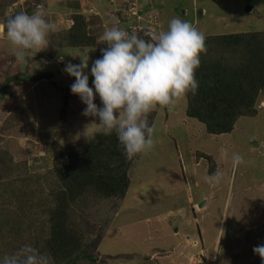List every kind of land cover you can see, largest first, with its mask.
<instances>
[{
  "label": "rangeland",
  "instance_id": "obj_1",
  "mask_svg": "<svg viewBox=\"0 0 264 264\" xmlns=\"http://www.w3.org/2000/svg\"><path fill=\"white\" fill-rule=\"evenodd\" d=\"M35 1L30 0L29 6ZM39 1L45 18L55 25L47 48L27 51L25 62L20 63L0 32V88L7 82L9 89L0 101V148L8 150L15 162L25 159L29 174L42 173L55 160L65 163L68 149L62 141L76 144L100 131L91 127L85 130L93 118L81 115L85 105L78 96L71 94L63 110L64 88L74 83V78L63 71L65 65L79 64L89 56L90 72L102 48H69L62 42L74 12L70 4L83 3L78 12L88 7L93 13L100 11L101 22L110 24L117 19L106 20L110 16L107 13L121 8L118 5L125 0ZM18 5L28 7L26 0ZM16 6H9L6 13ZM246 6L252 7L249 13ZM200 10L205 14L199 16ZM156 11L161 30L167 29L171 18L179 17L204 36L264 32V0H160ZM86 19L91 33L100 31L97 18ZM14 76L19 81L12 80ZM92 81L89 75L90 87ZM94 102L100 106L98 97ZM263 103L264 94L259 97L258 116L239 119L230 134L220 136L206 134L202 124L186 117L185 97L171 109L154 108L150 112L155 113L154 147L136 155L125 198L117 203L103 202L85 216L83 229L87 225L91 228L88 238L94 240L102 234L95 251L98 261L264 264L252 251L264 243ZM196 151L212 156L216 170L224 173L219 185L205 182V175L212 173L206 160L196 162ZM232 153H240L246 163L234 168Z\"/></svg>",
  "mask_w": 264,
  "mask_h": 264
},
{
  "label": "trees",
  "instance_id": "obj_2",
  "mask_svg": "<svg viewBox=\"0 0 264 264\" xmlns=\"http://www.w3.org/2000/svg\"><path fill=\"white\" fill-rule=\"evenodd\" d=\"M19 1L2 5L0 0V24L19 11L31 15L40 2L36 0L31 7L30 0H26L28 7L23 9ZM125 1L121 8L113 10L111 19L119 18L120 27L136 34L130 26L142 23L123 16L133 2ZM151 1L147 11L152 8L159 32L156 9L160 0ZM14 4L17 6L13 12L6 13ZM81 4H70L74 10L70 16L72 25L63 31L62 42L69 48L94 49L100 43L102 31L91 33L86 15L78 12ZM139 4L144 6L145 0H139ZM201 11L199 16L205 14ZM139 37L148 39L144 35ZM204 37L207 51L200 54V65L195 71L199 87L194 94L188 92L184 96L185 115L202 124L210 136L230 134L239 119L259 114V97L264 94V32ZM12 80L19 78L14 76ZM70 86L64 88L63 110L71 95ZM154 114H148L151 126ZM61 143L68 149L67 161L55 160L51 168L34 174L28 173L25 159L15 162L8 150L0 148V262L22 245L31 244L48 254L54 264H103L95 255L102 234L94 240L88 238L91 228L87 225L83 229L87 223L85 216L103 202L117 203L125 198L136 156L131 160L125 158L114 132L104 135L99 131L76 144ZM202 159L208 164V172L214 173L213 157L196 151V162Z\"/></svg>",
  "mask_w": 264,
  "mask_h": 264
},
{
  "label": "clouds",
  "instance_id": "obj_3",
  "mask_svg": "<svg viewBox=\"0 0 264 264\" xmlns=\"http://www.w3.org/2000/svg\"><path fill=\"white\" fill-rule=\"evenodd\" d=\"M36 7L31 15L19 11L0 24V32L20 63L25 62L27 51L47 48L50 33L55 31V25L45 18L40 5ZM99 39L105 46L100 49V57L92 62L90 72L89 56L79 64L67 63L63 71L74 78L70 92L85 105L81 115L93 118L85 130L98 128L104 135L114 132L125 158L131 160L154 147L155 127L149 124L148 114L157 106L171 109L188 92L194 94L198 89L195 71L200 65V54L207 51L205 37L190 22L173 17L166 30L149 40L119 26L106 28ZM60 59L63 62V57ZM89 75L93 78L92 87ZM96 97L100 106L94 102ZM231 161L234 168L246 163L240 153H232ZM223 176L217 169L205 175L204 180L219 185ZM252 251L264 262V243ZM0 264H54V261L31 244H24L13 254L5 255Z\"/></svg>",
  "mask_w": 264,
  "mask_h": 264
},
{
  "label": "built area",
  "instance_id": "obj_4",
  "mask_svg": "<svg viewBox=\"0 0 264 264\" xmlns=\"http://www.w3.org/2000/svg\"><path fill=\"white\" fill-rule=\"evenodd\" d=\"M127 2V1H124ZM149 4H152L151 0H145V5L142 6L139 4V0H133L132 6L129 11H125L123 13V16L127 19V17H132L131 19L136 23H142V25H132L130 26L131 30L134 31L136 34L138 32H142L141 35L147 36L149 40L152 35L158 33L159 24L155 18H152L153 11L152 8H150L148 11ZM120 6V5H118ZM72 23L70 22V26ZM113 26H119L120 27V20L117 18ZM212 262V261H211ZM211 262H208L206 264H211Z\"/></svg>",
  "mask_w": 264,
  "mask_h": 264
},
{
  "label": "crops",
  "instance_id": "obj_5",
  "mask_svg": "<svg viewBox=\"0 0 264 264\" xmlns=\"http://www.w3.org/2000/svg\"><path fill=\"white\" fill-rule=\"evenodd\" d=\"M106 10V9H105ZM96 11V10H95ZM82 13H84L86 16H91V17H95V18H97L98 19V21L101 23V29H100V31H102V33H103V31L106 29V28H109V27H112L113 26V24L115 23V22H112V23H110V24H105V23H103V22H101V20H100V18L98 17V13H100V11L98 12H92V10L90 9V7H88V9H86V10H84ZM89 13H91L92 15H90ZM105 12L103 11L102 12V14H104ZM101 14V13H100ZM107 15H110V16H108L107 18H106V20H111L112 21V19H111V17L112 16H114L113 15V12H109V13H107ZM99 32V31H98ZM105 45H103V44H101V41H100V43H98V45H97V47L96 48H99V47H104ZM95 48V49H96ZM98 52H99V50H98ZM263 105H264V103H263Z\"/></svg>",
  "mask_w": 264,
  "mask_h": 264
},
{
  "label": "water",
  "instance_id": "obj_6",
  "mask_svg": "<svg viewBox=\"0 0 264 264\" xmlns=\"http://www.w3.org/2000/svg\"><path fill=\"white\" fill-rule=\"evenodd\" d=\"M251 10H252V7H250V6H246L245 7V12L249 13ZM7 88H8V83L5 82L4 85H3V88L0 91V101L4 98V96H5L6 92H7ZM175 231H177V230H175Z\"/></svg>",
  "mask_w": 264,
  "mask_h": 264
}]
</instances>
